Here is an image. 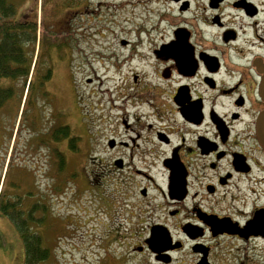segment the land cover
<instances>
[{"label":"flooded vegetation","instance_id":"1","mask_svg":"<svg viewBox=\"0 0 264 264\" xmlns=\"http://www.w3.org/2000/svg\"><path fill=\"white\" fill-rule=\"evenodd\" d=\"M91 3L0 0V29L19 55L11 64L43 70L28 115L39 138L60 123L42 84L60 66L91 65L110 36L95 57L112 67V89L98 119L90 108L85 132L89 185L122 211L110 264H264V0ZM125 4L138 19L126 31ZM27 128L17 158L40 159L41 140Z\"/></svg>","mask_w":264,"mask_h":264},{"label":"rangeland","instance_id":"2","mask_svg":"<svg viewBox=\"0 0 264 264\" xmlns=\"http://www.w3.org/2000/svg\"><path fill=\"white\" fill-rule=\"evenodd\" d=\"M90 6L94 7V0ZM134 14L136 11L131 9V5L125 4L123 15L125 31L137 24L138 19ZM121 36L124 38L133 37L126 34ZM108 44H111L110 36L93 47L91 65L60 66L54 70L51 81L41 86L47 88L54 95L53 102L60 110L61 122L68 125L72 134L78 138L75 151L66 150L63 143L62 149L65 153L66 165L57 180L54 174L50 173L52 167H50L49 155L45 150L40 159L29 157L25 159V156L17 158L18 152L23 153L19 142L29 136L27 127L22 126L23 122L20 124L16 136L9 166L22 164L27 167L32 165L35 167L32 171L35 185L33 186V179L30 180L26 177V184L21 186L31 193L30 197L22 199V209H26L32 202L44 206L37 217L41 218V222L37 226L32 225L34 230L39 228L43 246L48 248L49 252V257L39 264H105L106 261L107 264H110L111 261L108 258L115 256V253L118 252L112 242L115 238V225L119 224L122 219V211L119 209L116 212V204L109 196L110 190H106L109 191L107 192L109 195L103 194L100 197L97 194L100 192L98 188L91 189L92 186L90 187L87 179L89 162L85 159V132L86 125L89 123L90 108L94 109H91L92 118L98 119L102 100L107 97V90L110 91L113 85L110 80L113 75L112 67L100 57H95L96 53L105 54ZM39 71L34 80L36 85L40 82L37 75L43 70ZM87 79H92L91 85L86 84ZM114 80H118V78L115 77ZM6 85H11V82L1 84V86ZM14 87L16 90L15 101L12 99L8 102V114L15 109L16 100L22 89L21 82L15 83ZM23 92H21V101L24 96ZM92 118L91 120H93ZM36 192L38 199L40 197L38 201L34 199ZM23 262L24 250L17 231L11 220L0 215V264H23Z\"/></svg>","mask_w":264,"mask_h":264},{"label":"trees","instance_id":"3","mask_svg":"<svg viewBox=\"0 0 264 264\" xmlns=\"http://www.w3.org/2000/svg\"><path fill=\"white\" fill-rule=\"evenodd\" d=\"M1 25H3V23ZM16 56L19 55L14 52V47L8 44L5 29H0V151L5 143L6 145L4 148L6 150L7 138H9L15 124L14 122L21 111L17 132H19V127L22 122V126L27 125L32 129L34 134L32 140L35 138V140H41L38 142L42 143L43 151L45 150V152L49 155V162L51 164L50 167H52V171L50 173H53L55 179L57 180L66 165L65 153L63 152L62 145L64 143L65 148L68 151H75L77 149L76 143L78 138L72 134L70 127L62 122L59 123L56 129H52L50 127L47 132H44L41 135V138L38 137L39 132L36 130L34 118L28 117V111L32 104L31 94L36 91V83L30 78L27 85V79L31 71V67L29 66L30 62H28V65L25 68L11 64L12 62L10 61L12 60L19 63V58ZM35 73H38V68L36 67L32 69L31 74H34L35 77ZM20 76H23L24 78L21 83V91L28 86L27 94L22 108H20L21 94H19V97L16 100L17 104L15 105V109L8 114L7 104L10 100H14V95L16 96L14 84L18 81H14L13 84L11 82V85L6 86H1V84L4 82L8 83ZM39 85L41 84L39 83ZM11 115L13 116L11 117ZM26 130H28V128ZM55 133L57 134L56 137ZM3 157L4 152L3 156L0 157V162L2 161V163H0V215L11 220L17 231L24 250L23 264H39L49 257V252L48 248H44L43 246V239L39 228L34 230L32 225L37 226L41 222V218L38 219L37 217H39L38 213L40 210H43L44 206L40 203L32 202L26 209H22V199L27 196L30 197L31 193H28L26 188L24 189L21 186L22 184H26V177L30 180L33 179L34 186L35 177L32 175L33 172L29 167L22 164L9 166V163L7 164L5 173L2 176L5 162V160L3 161ZM54 176L52 175V177ZM37 194L38 193L36 192V196L34 197L36 201L40 199V197L38 199Z\"/></svg>","mask_w":264,"mask_h":264},{"label":"water","instance_id":"4","mask_svg":"<svg viewBox=\"0 0 264 264\" xmlns=\"http://www.w3.org/2000/svg\"><path fill=\"white\" fill-rule=\"evenodd\" d=\"M262 72V79H261V84H260V95L262 100L264 101V65L261 68ZM257 137L258 141L263 148L264 151V112L259 116L258 122H257Z\"/></svg>","mask_w":264,"mask_h":264}]
</instances>
